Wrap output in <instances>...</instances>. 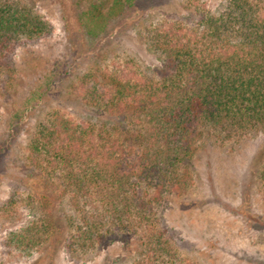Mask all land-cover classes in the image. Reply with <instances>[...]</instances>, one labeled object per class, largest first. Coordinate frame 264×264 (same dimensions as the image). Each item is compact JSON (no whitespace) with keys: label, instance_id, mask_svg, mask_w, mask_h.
Returning a JSON list of instances; mask_svg holds the SVG:
<instances>
[{"label":"trees","instance_id":"obj_1","mask_svg":"<svg viewBox=\"0 0 264 264\" xmlns=\"http://www.w3.org/2000/svg\"><path fill=\"white\" fill-rule=\"evenodd\" d=\"M42 1L0 0L8 133L49 94L23 165L38 197L3 246L44 233L49 254L61 248L73 263L118 245L106 264H197L167 211L191 189L204 147L264 136V0H49L67 51L17 101L16 51L53 32ZM257 177L264 188V149Z\"/></svg>","mask_w":264,"mask_h":264},{"label":"rangeland","instance_id":"obj_2","mask_svg":"<svg viewBox=\"0 0 264 264\" xmlns=\"http://www.w3.org/2000/svg\"><path fill=\"white\" fill-rule=\"evenodd\" d=\"M41 6L53 32L16 51L17 101L34 81H41L44 69L67 51L69 35L58 6L49 0L42 1ZM127 38L125 43L139 58L155 63L132 33ZM8 107V100L0 98V264H106L120 252L118 245L99 251L85 263L71 262L61 248L49 254V239L44 233L31 236L28 244L16 249L3 246L8 232L31 216L30 204L25 203L38 197L31 191L32 178L23 165L28 154L26 141L49 113V94L24 120L11 125L10 134L6 127L10 121ZM231 149L212 144L204 147L194 168L191 189L176 197L167 211V223L173 227L181 253L197 264H264V188L257 177L264 136L248 138Z\"/></svg>","mask_w":264,"mask_h":264}]
</instances>
